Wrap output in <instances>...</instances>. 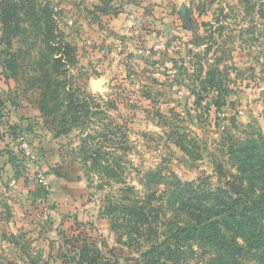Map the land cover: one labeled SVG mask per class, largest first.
Returning a JSON list of instances; mask_svg holds the SVG:
<instances>
[{
	"label": "rangeland",
	"instance_id": "1",
	"mask_svg": "<svg viewBox=\"0 0 264 264\" xmlns=\"http://www.w3.org/2000/svg\"><path fill=\"white\" fill-rule=\"evenodd\" d=\"M11 1L24 5L11 22L0 11V139L16 145L0 264H77L82 246L143 264L164 240L177 264H264L251 246L221 261L185 227L195 194L259 184L238 148L264 151V0Z\"/></svg>",
	"mask_w": 264,
	"mask_h": 264
},
{
	"label": "trees",
	"instance_id": "2",
	"mask_svg": "<svg viewBox=\"0 0 264 264\" xmlns=\"http://www.w3.org/2000/svg\"><path fill=\"white\" fill-rule=\"evenodd\" d=\"M1 5L3 21L11 22L17 18V7L24 3L21 5L17 1L9 0ZM256 147V144H245L238 148V153L244 156L248 167H245L246 170L250 171L251 176H256L259 184L249 182L247 186L243 176H233V180L237 181L232 183L228 180L227 184L225 182L228 185L227 190L206 191L192 197L193 204H190V208L201 207L203 210L194 218V224L185 226L188 231L186 237L188 240L198 238L201 243L208 244L221 261L234 262L246 246L264 248V151L258 152ZM185 203L183 202L184 206ZM181 228L180 226L177 230ZM177 230L172 236L175 240L178 236ZM166 243L164 240L144 253L143 264H177L176 258H173L176 250ZM85 251V246L77 250L80 257L77 264H100L98 258H92ZM97 257L101 264H122L118 258L107 259L100 252Z\"/></svg>",
	"mask_w": 264,
	"mask_h": 264
},
{
	"label": "crops",
	"instance_id": "3",
	"mask_svg": "<svg viewBox=\"0 0 264 264\" xmlns=\"http://www.w3.org/2000/svg\"><path fill=\"white\" fill-rule=\"evenodd\" d=\"M10 118V117H9ZM18 119H16L14 116H11L10 120H7V116L4 117L3 119V125H6L5 121H10V123L12 121L14 122H18ZM19 123H22V121H19ZM7 130V129H6ZM6 130L0 128L1 132H6ZM15 143L13 142L12 139H8V137H3L2 139H0V193H2L4 191V185L8 184L11 181L12 178V170L10 169V166H7V157L8 155H6L5 151L3 150L4 148L8 149V150H15ZM2 168H8L9 171L8 173L5 175L4 171L7 170H2ZM17 183L18 185L21 183V185H19L18 187H20L21 189H24L25 191H30L31 189H33L30 185V183L32 184V182L28 181H24L22 179H19V177H17Z\"/></svg>",
	"mask_w": 264,
	"mask_h": 264
},
{
	"label": "built area",
	"instance_id": "4",
	"mask_svg": "<svg viewBox=\"0 0 264 264\" xmlns=\"http://www.w3.org/2000/svg\"><path fill=\"white\" fill-rule=\"evenodd\" d=\"M18 142V151L29 161L31 162L32 166V173L30 175V179L32 182H40L46 184L44 174L40 169V166L37 163V155L36 152L31 144V142L23 136H19L17 139ZM11 186L14 185V181H11Z\"/></svg>",
	"mask_w": 264,
	"mask_h": 264
},
{
	"label": "water",
	"instance_id": "5",
	"mask_svg": "<svg viewBox=\"0 0 264 264\" xmlns=\"http://www.w3.org/2000/svg\"><path fill=\"white\" fill-rule=\"evenodd\" d=\"M260 93H261V95H264V89H262Z\"/></svg>",
	"mask_w": 264,
	"mask_h": 264
}]
</instances>
